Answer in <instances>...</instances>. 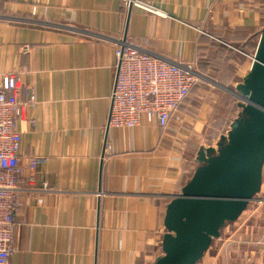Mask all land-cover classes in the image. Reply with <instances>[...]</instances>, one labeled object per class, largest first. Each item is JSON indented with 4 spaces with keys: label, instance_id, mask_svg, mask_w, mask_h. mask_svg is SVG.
<instances>
[{
    "label": "crops",
    "instance_id": "1",
    "mask_svg": "<svg viewBox=\"0 0 264 264\" xmlns=\"http://www.w3.org/2000/svg\"><path fill=\"white\" fill-rule=\"evenodd\" d=\"M131 1L0 0V75L15 73L35 98L16 121L20 163L38 159L33 183L21 177L7 264H152L162 254L166 204L194 171L186 151L212 123L219 93L250 69L264 0ZM122 35L204 77L164 130L144 118L106 128ZM257 210L248 204L201 264L217 263ZM247 264L264 260L256 254Z\"/></svg>",
    "mask_w": 264,
    "mask_h": 264
},
{
    "label": "built area",
    "instance_id": "2",
    "mask_svg": "<svg viewBox=\"0 0 264 264\" xmlns=\"http://www.w3.org/2000/svg\"><path fill=\"white\" fill-rule=\"evenodd\" d=\"M122 1L127 7L132 4L131 0ZM133 4L153 11L142 3ZM114 57L115 76L106 123L110 129H131L142 118L148 123L155 122L160 130L166 129L192 89L204 79L194 65L154 57L128 41L125 35L114 42ZM22 92L27 97L20 101ZM34 104L32 87L24 85L15 73L0 75V264H7L13 251L14 213L21 205L23 173L26 172L27 186L34 181L38 159L21 165V135L16 129L17 119ZM254 201L259 205L255 217L248 219L241 232L228 241L215 264H247L256 254L264 260V199L256 196Z\"/></svg>",
    "mask_w": 264,
    "mask_h": 264
},
{
    "label": "water",
    "instance_id": "3",
    "mask_svg": "<svg viewBox=\"0 0 264 264\" xmlns=\"http://www.w3.org/2000/svg\"><path fill=\"white\" fill-rule=\"evenodd\" d=\"M130 7V4L129 6ZM240 112L215 147L199 146L196 167L163 215L162 254L152 264H197L213 239L260 191L264 164V22L249 71L234 89Z\"/></svg>",
    "mask_w": 264,
    "mask_h": 264
},
{
    "label": "rangeland",
    "instance_id": "4",
    "mask_svg": "<svg viewBox=\"0 0 264 264\" xmlns=\"http://www.w3.org/2000/svg\"><path fill=\"white\" fill-rule=\"evenodd\" d=\"M237 56L239 59L242 60V56H240L239 54ZM238 102H239V99H237L236 97H233L230 94L228 95L227 93H224V92L219 93V96L216 102V110L214 112V115L211 118L212 123L210 124L206 132L202 135V137L197 142L192 143L188 151H186L187 160H192L195 162V155L199 147V144H202V146L204 147H208V146L215 147L216 142H218L219 140V136L226 134L227 130L229 129L230 122L240 112V109L237 107ZM195 167H196V164L193 165V170L195 169ZM246 214L247 213H244V215L241 216V219H240L241 221L245 219ZM234 223H228L224 227V229H226L227 227L228 228L225 230V232H222L224 230L223 229L218 238L220 237L224 238V236L230 234V232L233 229H235V226H233ZM218 238L212 240L210 247L207 251L208 254H212L214 252V245L218 242L217 240ZM200 261H202V259Z\"/></svg>",
    "mask_w": 264,
    "mask_h": 264
}]
</instances>
